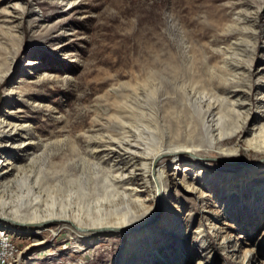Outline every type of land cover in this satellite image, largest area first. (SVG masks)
<instances>
[{
	"label": "rangeland",
	"instance_id": "obj_1",
	"mask_svg": "<svg viewBox=\"0 0 264 264\" xmlns=\"http://www.w3.org/2000/svg\"><path fill=\"white\" fill-rule=\"evenodd\" d=\"M256 11L257 35L249 29ZM252 62L264 67V0H0V76L10 67L0 84V115L22 122L27 139L7 151L21 171L0 186L2 216L29 219L35 207L47 213L51 202L88 212L99 200L110 206L122 191V169L144 168L138 158L125 167L126 157L198 141L191 94L220 98L213 124L226 132L242 116L223 100L225 90L241 91L244 100L250 80L256 87L238 153L205 142L197 159L165 158L163 167L178 165L180 177L196 163L212 197L171 185L147 227L110 229L80 247L73 235L82 230L74 223L39 228L18 221L7 232L21 254L9 264H264V150L248 144V129L264 125L258 108L264 94L257 90L264 88V69L249 77ZM6 130L1 142L22 137ZM96 140L113 148L94 155L89 142ZM115 207L109 220L118 218ZM38 239L44 244L35 245Z\"/></svg>",
	"mask_w": 264,
	"mask_h": 264
},
{
	"label": "bare ground",
	"instance_id": "obj_2",
	"mask_svg": "<svg viewBox=\"0 0 264 264\" xmlns=\"http://www.w3.org/2000/svg\"><path fill=\"white\" fill-rule=\"evenodd\" d=\"M235 8H236V5L232 4L231 8H229V11L233 12ZM250 16L252 19L250 22L247 21V19H249L248 18L249 16H245L243 18L241 16H238V18H242L247 23L249 22V26H250L249 29H251V33L255 32V34L257 35V29H256L257 25L256 24L260 19L259 18L260 17V11H256V13L250 14ZM234 36L227 37V38H225V40H227V42L230 43V39H232ZM224 53L229 54L226 51H224ZM228 57L229 56L224 57V58L222 57L223 58L222 61L224 63L223 65H225V66L228 65L226 63L227 59H229ZM216 66H214V68ZM262 66H264V65H262ZM248 67L249 68L247 69L246 72H247L249 77H252L253 74H259L264 69V67H261V66L256 68L254 66L253 62ZM233 69H235V68H233ZM227 70L229 71L228 74H231V71H233V70L228 69V68H227ZM236 70L241 71V68L238 67ZM243 70H244V68H243ZM9 71H10V67L8 68V70L6 71V73L4 75L0 76V84L4 81L6 75L8 74ZM224 71H226V70H224ZM234 72H235V70H234ZM235 74H237V73H235ZM249 84L250 85H248L247 91L245 93L246 98L244 100H242L241 91L235 90V91H227L226 92V90H225V92H224L225 95H223L224 96L223 100H227V102H229V105L232 107V109L236 113H239L242 116V121H241L240 125L237 126L235 129L230 130V131H226V132L222 131L217 126V124H213V122L215 120L214 118L216 117V115L219 113V110H220V104H219L220 98L216 99V97L213 95L216 99V101H213V99L210 96H208L206 93L203 96L202 95L198 96L196 91H195L196 94L190 93L192 96L190 98V101L188 100L189 106H190L188 108H190L189 110H191L194 117H197V120L199 122L200 136H199V139L197 138L198 141L195 143L191 142L189 145L183 144L180 146V144H179V146H176L173 148L171 147L170 149L168 148V150H164L163 148L158 146V147L154 148L151 152H148V153H145L144 150H142L144 152H141L140 151L141 149L140 150L138 149V151H135L136 156L133 155V158H129V159L126 157V160H128V161H126L127 162L126 165L124 164L125 167L127 166V164L130 165V163H132L133 160H135V158H138V160L143 161L142 165L144 166V168L142 170V173H134V172H132L133 169H131V171H130L129 170L130 166H127L126 169L125 168L122 169L123 172L121 171L120 178H118V176H116V179L118 178L121 180L120 182L122 185L121 186L118 185V186L122 188V191L118 190V194H117L116 199H115V196H113L114 200L112 199L109 201L110 206L103 203L104 202L103 200H102L103 202L101 200H99L92 207V210L90 212H88V211H81L79 208L80 204H77V207H76V206H72L73 204L71 202L66 203L64 201L63 204H59L60 206H58V205H56L55 202H51V204H49L45 208L46 209L45 212H47V213L38 214L39 213L38 209H37V207H35L33 209L35 215L29 219H26V218L18 219V217L14 218L13 216H12V218L9 216L8 217L2 216L5 213L0 212V229H6V231H7L11 225H13L14 223H17L18 221L35 223L39 228L50 227V226H52V223H54V222L60 223V225L59 224L58 225L61 226V224H63V222L69 221L71 223L78 225L82 230L81 234L73 235V239L75 240V242H77L78 247H80L83 244H85V245L89 244L92 240L98 238L99 236L101 237L102 235H108V233H106L105 231H108L110 229L117 230V229H123L125 227L131 228V227H135V226H136L135 229L143 228L144 226L147 227L149 224L148 222H150L155 217V213L158 212V210H159L158 205H160L162 202L163 203L166 202L165 201V197H166L165 194L168 193V188L171 185H174V186L183 185L184 188H186V190H189L192 192H198L200 195L212 197L213 193L211 191L209 193H206V191H204V189H203V185H201L202 183L198 181V178L200 177L201 173L197 172V170L195 168V166L197 165L196 163L190 162L189 164L191 166L190 168H191L192 173H190V174L185 173L182 177H180V173H178L176 171V169L178 168V165L175 166L174 171H170V170L166 169L165 167H163V164L165 163V158H169V156L171 157L172 161H175V162L179 161L180 159H182L181 158L182 154H189L190 156H193L195 159H197L198 157H200L202 155L201 152L205 149L202 147V146H204L203 144L205 142L207 143V144H205V145H207V147L209 146L213 149H218L222 152L229 151L232 154L238 153L240 151L238 141L242 137L241 131L243 129H246L244 127V123L248 120L250 105H252L251 94L254 92V90L256 88L254 86V84L251 82V80L249 81ZM214 87H216V86H214ZM257 90H259L260 94H264V88H259ZM216 91H214V92H216ZM219 97H221V96L219 95ZM233 101H236V102L233 103ZM239 101H241V103H239ZM187 104L188 103H186V105ZM185 108H186V106H185ZM258 108L262 109L263 115H264V98H263V100L260 101V105ZM243 112H245V113H243ZM9 113L10 112H3L0 115V133H2V131L8 132L6 130L7 128L8 129L13 128L14 131L19 133V135L22 137L20 138V140L9 139L6 142L0 141V186H4V187L8 185V183L6 182V179L10 175H12L15 172L20 173V171H21V167L19 165H17V163L11 162V159H9V155L7 154V151L9 149H13L17 145H25L27 142V139L24 136V129H25L24 124L22 122H20L19 120L13 118ZM125 122H127V121L125 120ZM198 122H197V124H198ZM131 124H133V123H131ZM124 128H127V127H124ZM194 129H196V128H194ZM137 130H139V129H137ZM135 133H137V132H135ZM248 133H249V135H252V139L248 142V144L254 145V147L258 150H264V125L259 126V125L255 124V125H253V127L248 129ZM141 134H143V133H141ZM141 134L139 132L136 135L137 138H136L135 142L138 145L141 144V143H139L138 139L143 138V137H141ZM81 139H83V138H81ZM125 139H126V137H125ZM189 139H191V138H189ZM233 139H236L237 142H234L235 144L230 145L228 140H233ZM102 140H100V141L96 140V143L94 145H92L94 142H92V144H90V142H89V146L93 147V149L91 148L92 149L91 152L94 153V155L95 154L98 155L99 153H102L103 149H100V148H102V147L104 148V146H106V145L107 146L111 145L110 147L113 148L111 143L104 144L105 141H102ZM115 140H119V139H115ZM109 142H112V141L110 140ZM128 144H129V142H128ZM128 144H126V145L128 146ZM127 146H125V147H127ZM88 147H87V149H88ZM121 147H122V145H121ZM112 150H114V149H112ZM85 151H87V150H85ZM110 151H111V149H110ZM128 151H130V149ZM132 152H133V149H132ZM95 158H97V157H95ZM194 158H191L190 160L195 161ZM110 159H112V158H110ZM108 161H110V160H108ZM134 162H136V161H134ZM7 163H9L10 165L8 164V166H5V165H7ZM121 164H122V162H121ZM111 166H110L111 169L115 168V167H113V166L111 167ZM120 166H122V165H120ZM131 166H135V164H131ZM111 169H109V170H111ZM186 169L187 168H185L184 170L186 171ZM112 171H113V169H112ZM124 171H128V172L124 173ZM128 174L130 175L129 177H128ZM187 174H188V177L186 176ZM111 185L114 186L116 189L118 188L115 183H112ZM159 191H162L163 196H159V194H158ZM122 194H123V196H121ZM115 206H119L120 211L118 210V207H115ZM111 207H115V210L118 214V218H116V219L111 218V220H109L110 217H108L107 214L109 211L112 210ZM108 209H109V211H108ZM19 212H17V213H19ZM17 213H16V215H17ZM134 220H137L138 224H135L133 222ZM150 238H151V235H150ZM41 244H44V240L38 239L37 243L35 245H41Z\"/></svg>",
	"mask_w": 264,
	"mask_h": 264
},
{
	"label": "built area",
	"instance_id": "obj_3",
	"mask_svg": "<svg viewBox=\"0 0 264 264\" xmlns=\"http://www.w3.org/2000/svg\"><path fill=\"white\" fill-rule=\"evenodd\" d=\"M10 234L6 229H0V260L5 264L16 262L21 254Z\"/></svg>",
	"mask_w": 264,
	"mask_h": 264
},
{
	"label": "water",
	"instance_id": "obj_4",
	"mask_svg": "<svg viewBox=\"0 0 264 264\" xmlns=\"http://www.w3.org/2000/svg\"><path fill=\"white\" fill-rule=\"evenodd\" d=\"M18 224H20V223H18ZM21 224H23V223H21Z\"/></svg>",
	"mask_w": 264,
	"mask_h": 264
}]
</instances>
